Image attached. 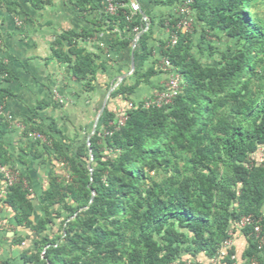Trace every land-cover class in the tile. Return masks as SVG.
<instances>
[{
    "label": "trees",
    "instance_id": "obj_1",
    "mask_svg": "<svg viewBox=\"0 0 264 264\" xmlns=\"http://www.w3.org/2000/svg\"><path fill=\"white\" fill-rule=\"evenodd\" d=\"M25 1L35 8L51 4V0ZM182 1L156 3L172 9ZM114 2L116 11L104 8L95 21L96 30L65 31L51 45V56L69 64L83 90L93 92L97 71L105 67L78 41L116 28L129 33L121 44L130 45L141 33L137 40L141 68L133 72L132 82L125 79L111 92L89 146L85 140L74 147L73 139L65 145L50 126H35L40 118L36 110L29 118L32 124L26 123L23 131L24 137L31 132L43 136L29 137L28 144L53 150L66 175H51L38 198L32 195L29 177L15 167L2 140L9 123L1 126L0 166L18 177L0 198V219L7 210L13 214L11 246L30 243L15 258H0V264H183L196 262L199 255L217 264H234L233 246L224 255L222 251L231 238L230 228H239L244 217L251 223L240 228L247 239L242 259L248 262L254 257L264 264L260 255L264 243L259 242L264 238V158H255L264 148L260 0H192L197 41L189 31L176 29L179 16L170 12L159 21L167 36L158 47L149 43L154 21L132 15V0ZM101 3L78 0L76 6L84 10L87 4L99 8ZM3 5L0 0V8ZM18 5L12 2L6 7L15 11ZM173 34L177 42L170 45ZM209 36L226 38L225 48L218 50ZM202 56L215 63L203 62ZM163 59L170 62L168 70L161 65ZM171 72L182 82L169 104L144 106L146 99L132 100L141 85ZM6 73L0 64V76ZM8 96L10 92L0 88V106ZM118 98L134 107L126 110L124 124L115 130L110 123L119 113L108 104ZM255 226L260 227L258 234Z\"/></svg>",
    "mask_w": 264,
    "mask_h": 264
},
{
    "label": "crops",
    "instance_id": "obj_2",
    "mask_svg": "<svg viewBox=\"0 0 264 264\" xmlns=\"http://www.w3.org/2000/svg\"><path fill=\"white\" fill-rule=\"evenodd\" d=\"M1 1L4 5L0 8V64L6 68L7 73L0 76V88L10 92V96L0 106V129L4 122L9 123L2 140L15 161V167L29 177L32 195L38 198L47 187L51 175L66 173L62 163L55 160L53 150L33 149L28 144L32 139L24 137L26 123L32 124L29 119L32 113L36 110L40 116L35 121V126H50L53 136L59 142L70 145V139H73L74 147L81 145L92 131L109 90L114 86L116 88L125 79L132 82L133 72L141 68L140 45L137 43L141 33L135 36L130 45L121 44L129 33L116 28L111 31H96L88 40L78 41L80 47L97 54L96 63L105 67L97 71L95 90L85 92L82 83L72 76L70 65L60 63L51 56V45L62 32L96 30L95 21L100 18L105 8L104 1L102 0L99 8H91L87 4L84 10L76 6L78 0H51V4L41 8H35L25 0ZM156 1L132 0L137 3L138 11L131 12L132 15L139 13L148 23L154 21L149 43L158 47L159 40H164L167 36V29L163 28L159 21L170 12L176 13V8L161 6ZM12 2L19 4L15 11H9L6 7ZM94 2L98 3V0ZM191 29L189 33L197 41L198 33L195 27ZM196 29L200 30L199 27ZM169 74L156 75L149 84L141 85L131 96L132 100L140 102L151 97L159 87L165 85ZM108 100L109 97L107 103ZM129 103L119 98L113 99L108 108L120 113ZM57 130H61L68 138L63 139ZM20 157L25 162H21ZM2 186L1 180L0 189ZM37 214H40L39 209ZM12 215V212L7 210L0 219L2 259L15 258L20 252L17 247L10 245L14 228ZM230 232L235 262L242 264L247 239L236 226H232ZM260 255L264 261V248ZM195 263L217 264V260L199 255Z\"/></svg>",
    "mask_w": 264,
    "mask_h": 264
},
{
    "label": "built area",
    "instance_id": "obj_3",
    "mask_svg": "<svg viewBox=\"0 0 264 264\" xmlns=\"http://www.w3.org/2000/svg\"><path fill=\"white\" fill-rule=\"evenodd\" d=\"M105 4V9L109 13H114L117 9V5L115 4L114 0H103ZM192 0H183L182 3L176 8V15L179 16V19L175 25L177 30H180L181 32H187L191 29L193 25V11L191 9ZM130 8L132 11H138V5L135 2H131ZM137 31V29H134ZM177 42V35L173 34L171 38L170 45H174ZM161 65L168 69L170 66V62L168 59H163L161 62ZM181 78L178 74L171 72L169 74L168 80L163 86L162 90H158L156 93H154L150 98L146 99L143 102L144 106H150V105H156V106H162L169 104L171 100L178 94L180 87H181ZM134 107L132 103H129L127 107L122 110L118 116L117 120L114 122H111V126L115 130H118L125 122L126 119V110L129 108ZM109 131H107L108 133ZM110 133V132H109ZM29 137L31 138H43V136L37 132H31L29 133ZM0 173L3 175V186L0 189V198H2L5 195L6 188L10 185H12L18 177V174L13 172L11 169L0 166ZM0 208H1V202H0ZM1 216V211H0ZM251 223L250 217H244L240 220L238 223L239 228H242L246 226L247 224ZM255 232L258 234L260 232V227L255 226L254 227ZM260 245L264 243V238L260 237ZM232 246V238H228L224 242V247L222 251V255L225 254L226 249L230 248ZM260 248V247H259ZM232 259L235 260V255L232 256ZM183 264H196L194 261L187 260ZM236 264V262L234 263ZM242 264H262L260 263L256 258H251L248 262H244Z\"/></svg>",
    "mask_w": 264,
    "mask_h": 264
},
{
    "label": "rangeland",
    "instance_id": "obj_4",
    "mask_svg": "<svg viewBox=\"0 0 264 264\" xmlns=\"http://www.w3.org/2000/svg\"><path fill=\"white\" fill-rule=\"evenodd\" d=\"M257 9L261 13V16L264 17V0H260ZM207 39L213 41L218 50H222L225 48L224 41L226 40V38L223 37L221 40H217L214 37L209 36V37H207ZM194 49H195L194 51H196V48H194ZM202 61L205 63H215V60L213 58H210V57H203L202 56ZM255 158L258 160H261L264 158V148L260 149V152L257 155H255ZM29 243H30V241L28 240L27 242H25V244L23 246L17 247L18 250L26 248L29 245Z\"/></svg>",
    "mask_w": 264,
    "mask_h": 264
},
{
    "label": "water",
    "instance_id": "obj_5",
    "mask_svg": "<svg viewBox=\"0 0 264 264\" xmlns=\"http://www.w3.org/2000/svg\"><path fill=\"white\" fill-rule=\"evenodd\" d=\"M131 68H132V70L134 69L133 59H132V65H131ZM114 88H115V86L112 87V88L109 90V92H108V94H107V97L104 99L103 106H102L100 112L98 113L97 118H96V120H95V122H94V127H93L92 131L88 134V137H87V144H88V146H89V144H90V141H89V140H90V137L94 134V132H95V130H96L97 123H98V119L100 118V116L102 115L103 111L105 110V107H106V104H107V99H108L110 93L114 90ZM90 170H91V169H90ZM92 197H93V196H92ZM91 199H92V198H91ZM48 264H49V263H48Z\"/></svg>",
    "mask_w": 264,
    "mask_h": 264
}]
</instances>
